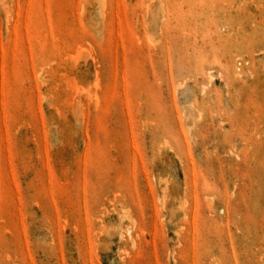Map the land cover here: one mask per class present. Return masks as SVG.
Returning a JSON list of instances; mask_svg holds the SVG:
<instances>
[{
  "label": "rangeland",
  "instance_id": "obj_1",
  "mask_svg": "<svg viewBox=\"0 0 264 264\" xmlns=\"http://www.w3.org/2000/svg\"><path fill=\"white\" fill-rule=\"evenodd\" d=\"M0 264H264V0H0Z\"/></svg>",
  "mask_w": 264,
  "mask_h": 264
},
{
  "label": "bare ground",
  "instance_id": "obj_2",
  "mask_svg": "<svg viewBox=\"0 0 264 264\" xmlns=\"http://www.w3.org/2000/svg\"><path fill=\"white\" fill-rule=\"evenodd\" d=\"M210 78H211V76H209ZM203 87H205V86H203ZM187 127V126H186Z\"/></svg>",
  "mask_w": 264,
  "mask_h": 264
}]
</instances>
